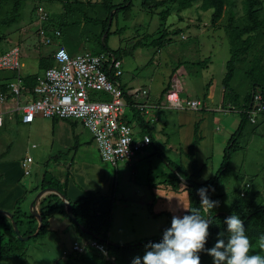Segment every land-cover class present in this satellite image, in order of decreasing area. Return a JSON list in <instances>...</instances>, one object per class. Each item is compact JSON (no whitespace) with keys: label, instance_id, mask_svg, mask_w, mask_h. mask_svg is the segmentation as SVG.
Listing matches in <instances>:
<instances>
[{"label":"rangeland","instance_id":"rangeland-1","mask_svg":"<svg viewBox=\"0 0 264 264\" xmlns=\"http://www.w3.org/2000/svg\"><path fill=\"white\" fill-rule=\"evenodd\" d=\"M156 1L161 0H151L152 5ZM229 1L232 4H227L219 21L215 23L211 17L212 9H203L200 1L194 2L191 6L182 9L178 7L177 3L173 2H167L164 6L154 8L153 6L144 7L142 0H133V6L126 10H121L111 26H108L110 29H106L103 33L104 29L102 25L90 20V18L104 19L106 17V13L102 11V0H0V53L13 47L15 44L16 46L18 45L21 48L24 62L22 70L26 73H36L40 70L39 64L41 62L44 68L45 62L50 59L49 55L53 49L50 46L45 48L43 44V47H40L41 43L38 42V37H44L41 33L42 29H48L51 32L61 29V39L63 38V41L66 42L67 49L73 55L84 51L100 52L104 50L103 40L109 32L105 43L109 48L114 50L132 48L139 41L143 43V45L133 47L134 51L132 53L122 56L123 74L120 76L121 82L124 80L127 82V85L133 83L139 87L148 86L152 94L160 95L169 79L171 80L169 89L173 87V80L178 79L174 75V68L181 66L179 61L183 62L182 66L188 67L192 62L208 58L207 70L213 71L215 78L220 79V76L222 77V71L230 55L231 36H229L228 29L231 8L235 12L234 26H243L246 22L243 0ZM114 2L120 3L123 0H114ZM15 7L17 9L13 11ZM162 13L166 14L165 20L162 18ZM13 15L18 17L16 22L12 25H7L5 21ZM62 24L64 25L60 28L59 25ZM179 30L180 32L176 33ZM163 33H167L164 42L160 46L152 45L153 39ZM169 36L171 38L167 40ZM68 40L74 43L73 47H71L70 42L67 44ZM253 41L255 42L254 46L244 56L246 60L238 64L244 72L249 69L253 58H258L257 56H259L261 51V55L263 54L264 56V37L258 34ZM36 49L38 51L45 50H43L42 55H39ZM45 51L49 54L48 56ZM241 70L237 73L234 85L241 94H245L250 90L251 82L248 76L246 74L244 76ZM180 80L183 85L185 84V91L187 93L189 80L186 78V75L183 78L181 77ZM180 80H177L179 81L178 83H180ZM99 93L98 99L100 100L110 98V96L103 92ZM188 93L194 96L192 89H189ZM219 114L221 122H219V129L216 131L217 137H221L225 133L224 129L227 128V124L224 121L228 119V116L224 113ZM253 128L254 126L251 124L248 126V130L245 131V135L241 138L240 145L242 148L234 152L230 167L223 175V183L220 191L217 192L220 195V199L218 200L219 212H226L234 205L243 184L250 179L254 178V186L256 184L264 197V121L259 122L255 131H252ZM154 134L157 138L158 135L155 132ZM5 136L9 144L12 141L16 144V135L14 133L10 131L5 133ZM218 140L219 138L215 144V155L212 162L213 168L218 167L219 169L223 161L224 152L222 153L221 149L224 145L220 144ZM94 141L93 144L96 146L97 144ZM47 147L50 146L46 145L44 151L39 156H36L37 154L34 152H29V155H33L34 157V162L30 164L31 175L34 176V180L36 178L38 181L39 177L43 175V171L47 169L55 174L58 173L60 176H62L60 170L65 171L63 167L65 163L57 162L54 159L55 156H50L47 153ZM152 147L154 146H148L147 149L150 150ZM163 148L165 149V147ZM12 149L7 151L4 149V156H10ZM165 170L169 171V169ZM217 170L213 172L215 173ZM29 176L25 175V178L29 179ZM128 185L132 187L131 184ZM120 186L122 191L119 190L112 203V213L114 215L112 230L118 233H121L123 230L131 233L122 235L119 238L122 239L125 236H129L128 239H131V242H138L147 236L146 232L149 228L158 229L161 232L165 226L163 220L168 217L155 216L149 211V205L138 204L136 203V199L131 196H129L131 203L127 202L130 204L124 205L123 201L119 200L120 196L126 192L125 190H129L130 188L127 185L120 184ZM223 194L224 196H221ZM169 196L172 198L171 204L166 205L165 199L161 202L157 200L154 211L157 212L156 209L163 210L164 208L163 206L161 207V204H164L166 205L165 210H167V213L172 216H182L181 207L183 212H186L188 208V205L185 206L188 203L187 194L171 192ZM41 199V197L35 199V205L39 204ZM30 212L32 210H28V213ZM160 224H162V227H159ZM38 225L40 226L37 223L31 233L37 231ZM18 228L21 233L29 232L31 229L28 223L22 227L18 226ZM61 233L67 235L62 244L67 248V253L65 254L67 258L63 255L55 264H85L79 259V256L75 255L76 253L73 255L68 252L72 249L76 237L75 233L70 232L69 234L65 229ZM132 233L134 234L131 235ZM122 242L114 243L125 244V242ZM35 243L37 242L33 244ZM261 245H264V238L256 240L251 245V254L258 253L264 255V248H261ZM94 252L96 253L97 250Z\"/></svg>","mask_w":264,"mask_h":264},{"label":"crops","instance_id":"crops-1","mask_svg":"<svg viewBox=\"0 0 264 264\" xmlns=\"http://www.w3.org/2000/svg\"><path fill=\"white\" fill-rule=\"evenodd\" d=\"M46 36L48 37L39 36L38 42L41 43L40 47H43V45L45 48L47 46L53 47L50 55L47 54V51H45V53L47 56H50V59L54 60L53 52L59 44L66 46V42L63 41V38L61 39V36L52 38L53 32L51 31L46 32ZM49 37H51V41L46 43V39ZM69 42L68 40L67 44H69ZM70 43L72 45L71 47H73L74 43ZM14 46H16V44ZM43 50L38 51V49H36V52L42 55ZM23 54L26 55L25 53ZM229 58L230 55L228 59ZM207 66L196 67V64L194 65L192 63L188 67L181 65L174 73L178 79L173 80L172 77L173 87L178 88L184 98L203 99L204 107L200 110L171 107L167 104L165 97L161 98V94H152L148 86L139 87L133 83L127 85V82L122 80L123 86L132 96L131 99L148 105V111L144 109L142 114L145 115L147 122H150V131L153 136L151 145L154 147L150 150L146 148L139 152L132 162L120 161L117 164H112L101 159L98 145H96V148L93 144L95 140L93 134L82 125L80 120L57 117L51 118L42 115H37L31 122L23 120L24 112L21 110V107L31 96V92L27 91L26 87L29 86L25 81H31L34 84L38 83V77L43 75L46 69L43 68L42 62L39 64L40 70L36 73H26L22 70L23 83H20V86L25 89L21 91L20 95L12 93L8 87L9 83L14 82L13 79L16 73L13 71H2L1 80L3 83L1 84L0 91H2V94H6V98L3 102L0 101V113L3 116V122L0 125V209L7 210L11 213V211H14L18 200L23 198L22 208L25 211L32 210V203L43 189L42 184L46 170L43 171V175L39 177L38 181L36 178L34 180L30 168V164L34 162V157L33 155H29V152H34L37 154L36 156H39L44 151L46 145L50 146L47 147V153H49L50 156H55L54 159H56L57 162L60 161V163H65L63 165L65 171L60 170V172L68 174L66 197L69 201L72 202L84 197H90L97 204L99 213L108 212L110 210L113 211V200H115L119 190L122 191L120 184L127 185L128 187V184L132 185V187H129V190H125L126 192L120 196L119 200L123 201L124 205H129L131 203L129 196L134 197L138 204L148 206L153 203V209L157 200L161 202L165 199L167 202L166 205H170L172 198L169 196V193L176 192L164 188L165 186H162L163 184L155 183L160 182L159 180L162 179L163 173L166 171L165 169H170L169 163L161 156L159 151L173 162L183 165L188 172H192L193 161L187 156V153L194 140L197 126L199 127L201 139L195 148L194 158L199 168L202 169L199 182L206 181L214 174L213 171L218 169V167L213 168L212 162L215 155L214 149L217 139L219 138L218 142L224 145L221 149L223 153L231 135L237 129L241 120L239 107L237 105L235 106L232 98L227 95V90L222 83L226 73V63L222 71L223 75L222 77L220 76V79L215 78V74L213 71L207 70ZM239 70H241L240 65L237 68L231 84L233 89L240 94L243 99L246 93L241 94L234 85V80ZM242 73L245 76V72L242 71ZM185 75L189 80L188 84L190 87H188L187 93L185 91V84L183 85L180 80L181 77L183 78ZM177 80H180L181 84L178 83L179 81ZM4 84L8 91L4 89ZM145 89L148 90L147 98H145L142 93ZM189 89L193 90L194 96L188 93ZM138 111L139 109L135 107L132 114L131 111H129V114L132 119L131 124L137 135L140 136L142 135V123L137 114ZM219 113H224L228 116V119L224 121V123L227 124V128L224 129L225 133L221 137L216 136V131L219 129V122H221ZM235 114H237V116H235ZM261 121H264V118L254 123H248L245 131L248 130L250 124L254 126L252 131H255L256 126ZM10 131L16 135V144H14V141L10 144L7 141L5 133ZM245 131L243 136L245 135ZM154 132L158 135L157 138ZM77 140L79 146L77 145V147L74 148L73 146L76 144ZM95 142L96 141H94V143ZM163 147H165V149ZM11 148L13 149L11 150L10 156H4V149L7 151ZM29 157H31V161L28 160ZM25 175H30L29 179H26ZM140 185L141 187H139ZM50 193L51 192H45L40 197L42 198ZM164 196L168 197L165 198ZM154 197L157 198L154 200ZM35 203L36 202H34V204ZM166 205L161 204V207L163 206L164 209H156V211H164ZM187 205L188 203L185 206ZM36 206L37 210L40 211V203ZM181 214H185V212L182 211V207ZM163 216L167 217V215ZM51 221L52 231L38 241L36 245H31L29 247L27 264H55L63 255L66 257L67 248L62 244L67 235L61 233L64 229L69 234L70 232L75 233L74 235L76 237L73 243L83 239L70 217L56 213ZM163 221L164 225H166L168 218ZM39 223L38 221V224ZM161 225L162 224H160L159 227ZM130 233L131 232L128 233L124 230L118 233L111 228L109 231V238L115 242L123 241L129 243L131 242V239H128L129 236H125L122 239L119 237ZM133 234L134 233L131 235ZM155 234H160V230L149 228L146 232L147 236L145 237ZM70 251H72V249ZM0 264H21V262L17 257H10L8 260H0Z\"/></svg>","mask_w":264,"mask_h":264},{"label":"trees","instance_id":"trees-1","mask_svg":"<svg viewBox=\"0 0 264 264\" xmlns=\"http://www.w3.org/2000/svg\"><path fill=\"white\" fill-rule=\"evenodd\" d=\"M197 1L201 2V6L203 9H212L211 17L212 21L215 23L219 21L220 17L226 9L227 4H232L229 0H161L156 1L154 5H152L151 0H142V3L144 7L153 6L154 8H159L161 6H164V4H166L167 2H173L177 3L179 8L185 9ZM243 5L246 16V22L243 26L233 25L235 12L233 8H231L228 29L229 36H231V51L230 58L226 62V73L222 82L227 90V95L232 98L235 106L237 105L239 107L238 109L240 111L241 120L237 129L231 135L224 149L223 161L221 163V166L206 181L199 182L202 169L199 168V165L194 158L195 148L201 139L198 126L195 130L194 140L189 147V152L187 153V156L193 161L192 172H188L185 167H183V165L173 162L161 151H159L161 156L169 163L170 169L169 171H165L163 173L162 179L159 180L160 182L155 183H160L161 185L163 184L162 186H165L164 188L171 189L177 194H187L188 208L185 214L190 212V209H199L201 211V214L205 216V218L211 217L212 219V224H210L209 228L210 236L208 238L206 247H212L217 239V234L222 231H226L227 225L224 222L225 217L230 216L233 213L239 215L244 221L246 234L248 235L250 240V248L256 240L264 238V197L261 194V191L257 188L256 184L254 186V178L246 181L243 184L242 190L240 191L238 198L234 202V205L226 212H219V207L208 209L207 211H205L200 204V196L197 193V189L203 186H207L209 188V197L213 200L220 199V195H218L217 192L219 191L223 183V175L226 169L230 167L234 152L242 148L240 142L247 124L250 122L254 123L257 121V119L259 120L261 118H264V113L261 114L258 111V106L255 104L258 100L257 97H260V100L258 101H261V103L264 105V56L263 54L261 55L262 51L259 56H257L258 58H253V61L250 62L249 69L245 71V74L250 79L251 88L243 97V99L241 98L240 94H238L233 89L231 84L233 78L235 77L238 64L243 63V60H246L244 56L248 53L249 50L252 49V46H254L255 42L253 40L256 35L259 34L264 37V0H243ZM102 6V11L106 13V17L104 19L90 18V20L95 21V23L97 24H101L104 29V33L106 29H110L108 28V26H111V24L115 20V17L121 10H126L133 6V0H123V2L120 3H115L114 0H102ZM16 9L17 7H15L13 11H15ZM17 18L18 17H16V15H13L11 18L7 19L5 23L7 25H12L14 22H16ZM162 18L165 20L166 14H163ZM63 25L64 24L59 25V27L62 28ZM178 32H180V30L176 33ZM108 35L103 40L105 48L104 50L111 51L119 60H122V56L124 54L126 55L132 53L134 51L133 47L143 45L142 41H139L136 42V44L132 48H120L114 50L109 48L105 43ZM166 36L167 33L161 34L159 37L153 39L151 44L160 46L164 42ZM167 40H170V37ZM208 62L209 59L206 58L197 62H192V64H196L200 67H205L208 65ZM179 63H181V65L183 64L182 61H179ZM52 65H54V60L48 59L45 62L44 68H48ZM177 68L174 69L176 70ZM25 82L31 89L36 85V83L34 84L31 81ZM170 84L171 81L169 80L166 87L161 92V98L166 96V92L169 90ZM3 87L4 89H6V91H8L5 84L3 85ZM123 88L128 101L131 102L132 96L128 94L125 87ZM254 104L255 120L253 121L252 111L254 109ZM137 114L142 123V135L140 136H143L145 134H150L151 136V142L145 147L141 148V150L138 151L139 153L152 144L153 136L150 131V122H147V120L145 119V115L142 114L140 110L137 112ZM129 122L132 123V119ZM77 145L78 143L76 142L74 148H76ZM44 176L45 177L42 184L43 189L47 187H54L63 194L67 195V173H64L62 176H60L58 173L55 174L54 172L47 169L44 173ZM221 196H224V194ZM156 198L157 197H154V200ZM23 201V198H20L18 200L14 211H11V214L13 215L12 218L6 214L0 213V260H8L10 257H17L20 259L21 264H27V252L29 247L31 245H36V243H33L38 242L39 239L44 238L49 232L52 231L51 219L53 218L54 214L59 213L69 217L62 198L57 193L52 192L50 194H47L43 196L40 201L39 212L42 216V224L38 230V233L27 240L22 239L16 233L13 221H15L19 227L25 226L26 223H28L29 227L31 228L29 231L30 233L33 229H35L36 224L38 223L37 218L32 212L28 213V211H25L22 208L21 205ZM152 205L154 204H149V211L151 213H153L157 217L163 215H167L168 217V222L162 228L160 234L153 235L147 238L145 237L138 242L134 241L125 244L117 243L120 244L119 246H117L114 244L115 241L109 238V231L111 230L113 225L112 211L110 210L108 212L99 213L97 204L90 197H84L76 201H72L71 206L77 221L85 228L99 236L96 237L83 231L71 219L72 223L77 227L80 236L83 238L81 240H77L76 242L82 244L86 240L91 238L98 241H102L100 238H105L112 241L113 243L102 241L107 246L108 254H103L98 251V253H95L94 249H88L87 251H75L73 249L74 243L72 245V251H70L69 253L73 255L74 253H76L75 255H77V257L79 256V259L85 264H131V261L134 257L142 256L144 254L145 245L148 242L160 241L162 239L163 231L171 225V219L173 216L167 213V210L162 212H155ZM29 232H24L22 234L25 236L30 234ZM200 256L201 264H212V257L209 256L206 252H201ZM111 257H114L115 259H112Z\"/></svg>","mask_w":264,"mask_h":264},{"label":"built area","instance_id":"built-area-1","mask_svg":"<svg viewBox=\"0 0 264 264\" xmlns=\"http://www.w3.org/2000/svg\"><path fill=\"white\" fill-rule=\"evenodd\" d=\"M46 32L48 29L41 30V33L48 37ZM61 35V30L56 29L52 38ZM50 38L46 39V43L51 41ZM53 58L54 65L44 70L33 89L26 87L27 91L31 92V96L21 107L24 112L23 120L31 122L37 115L80 120L82 125L93 134L104 161L112 164L120 161L132 162L138 151L151 142V136L137 135L129 122L131 120L129 111L132 114L135 107L141 112L144 109L148 111V105L133 99V102L128 101L120 80L123 74L122 61L109 50L84 51L73 55L66 46L60 44L53 52ZM23 66L22 51L19 46H13L0 53V90L3 83L1 72L13 71L16 76L8 87L12 93L21 94L25 89L20 86V83H23ZM99 92L105 93L110 98L98 99ZM142 93L147 98L148 90L145 89ZM5 98L6 94L0 91V100L4 101ZM257 99L260 100V97ZM165 100L174 108L200 110L203 107L202 99L184 98L181 91L174 87L166 92ZM258 100L255 104L262 114L264 105ZM255 104L252 111L253 121ZM2 122L3 116L0 113V125ZM28 160L31 161V157ZM73 249L75 251L94 249L108 254L104 242L93 238L82 244L75 242Z\"/></svg>","mask_w":264,"mask_h":264},{"label":"clouds","instance_id":"clouds-1","mask_svg":"<svg viewBox=\"0 0 264 264\" xmlns=\"http://www.w3.org/2000/svg\"><path fill=\"white\" fill-rule=\"evenodd\" d=\"M208 192L207 186L197 189L205 211L219 205ZM224 222L226 231L217 234L212 247H206L211 217L205 218L199 209H190L182 216L174 215L170 227L163 231L162 239L148 242L144 254L134 257L131 264H201V252L212 257V264H264V255L250 254V240L241 217L233 213L225 217Z\"/></svg>","mask_w":264,"mask_h":264},{"label":"water","instance_id":"water-1","mask_svg":"<svg viewBox=\"0 0 264 264\" xmlns=\"http://www.w3.org/2000/svg\"><path fill=\"white\" fill-rule=\"evenodd\" d=\"M45 192H54V193H57L61 198L62 200L64 201V204H65V209L66 211L68 212V215L69 217L74 221V223L76 225H78L83 231L89 233L90 235H93V236H96V237H99L97 234H95L94 232L88 230L87 228H85L83 225H81L76 217L74 216V213H73V209H72V206H71V201H69V199L66 197L65 194H63L62 192H60L57 188H54V187H47L45 189H42L41 192L38 194L37 198L36 199H39V197L45 193ZM36 204V203H35ZM34 204V202L32 203V213L37 217L38 221L40 222V226L38 227L37 231L34 232V233H31V234H28V235H23L21 232H20V229L18 228V225L15 221L14 222V227H15V231L16 233L18 234V236L22 239H29L30 237L36 235L38 233V230L39 228L41 227V224H42V216H41V213L37 210V206ZM0 213L2 214H6L8 215L9 217H13V215L7 211V210H3V209H0ZM102 241H105V242H108V243H111L112 241L108 240V239H105V238H100ZM113 243V242H112ZM115 245L119 246L120 244H117V243H114Z\"/></svg>","mask_w":264,"mask_h":264}]
</instances>
